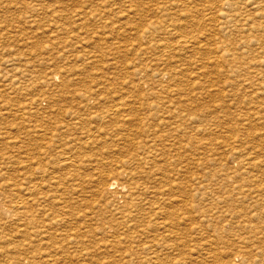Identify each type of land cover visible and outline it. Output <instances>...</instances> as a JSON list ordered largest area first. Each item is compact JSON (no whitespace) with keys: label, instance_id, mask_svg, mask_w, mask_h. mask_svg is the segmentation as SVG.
Wrapping results in <instances>:
<instances>
[{"label":"rangeland","instance_id":"1","mask_svg":"<svg viewBox=\"0 0 264 264\" xmlns=\"http://www.w3.org/2000/svg\"><path fill=\"white\" fill-rule=\"evenodd\" d=\"M114 1L0 0V264H264V0ZM132 173L143 193L125 211L103 181ZM29 187L46 195L36 238L10 211Z\"/></svg>","mask_w":264,"mask_h":264},{"label":"bare ground","instance_id":"2","mask_svg":"<svg viewBox=\"0 0 264 264\" xmlns=\"http://www.w3.org/2000/svg\"><path fill=\"white\" fill-rule=\"evenodd\" d=\"M113 1H114V0H113ZM170 1H172V0H170ZM173 1H174V0H173ZM234 1H235V0H234ZM234 1H232V2L234 3ZM238 1H239V0H238ZM241 1H244V0H241ZM247 1H248V0H247ZM250 1H251V0H250ZM250 1H249V3H250ZM114 2H116V1H114ZM178 2H180V1H178ZM185 2H186V1H185ZM218 2H219V1H218ZM218 2H217V3H218ZM226 2H228V1H226ZM229 2H231V1L229 0ZM256 2H257V1H256ZM259 2H261V1H259ZM262 2H263V1H262ZM166 3H167V2H166ZM166 3H165V4H166ZM168 3H169V2H168ZM175 3H177V2H175ZM243 3H245V2H243ZM257 3H258V2H257ZM263 3H264V2H263ZM163 4H164V3H163ZM165 4H164V5H165ZM177 4H178V3H177ZM220 4H222V3H220ZM230 4H231V3H230ZM246 4H247V3H246ZM253 4H254V3L252 2V6H253ZM164 5H163V10H164V8H166ZM214 5H216V4H214ZM232 5H233V4H232ZM234 5H235V7H238L236 4H234ZM234 5H233V6H234ZM240 5H241V3H240ZM242 5H243V4H242ZM259 5H260V4H259ZM261 5H262V3H261ZM168 6H169V5H168ZM168 6H167V8H170V7H168ZM176 6H177V5H176ZM178 6H182V5L179 4ZM184 6H185V8H186V5H184ZM208 6H209V5H208ZM208 6H206V7H204V8L206 9ZM220 6H222V5H220ZM252 6H251V7H252ZM257 6H258V5H257ZM172 7H174V6H172ZM209 7H212V6H209ZM209 7H208V8H209ZM225 7H226V5H225ZM228 7H229V6H228ZM230 7H231V5H230ZM235 7H234V9H235ZM242 7L244 8V5H243ZM242 7L240 6L239 8H242ZM258 7H259V6H258ZM260 7H261V6H260ZM262 7H263V6H262ZM262 7H261V8H262ZM174 8H175V7H174ZM180 8H182V7H180ZM187 8H188V7H187ZM204 8H203V9H204ZM219 8H220V7H219ZM239 8H238V9H239ZM243 8H242V9H243ZM255 8H257V7H255ZM263 8H264V7H263ZM183 9H184V8H183ZM201 9H202V8H201ZM214 9H216V7H214ZM231 9H232V7H231ZM236 9H237V8H236ZM238 9H237V10H238ZM242 9H241V10H242ZM251 9H252V8H251ZM171 10H172V9H171ZM171 10H170V11H171ZM180 10H181V9H180ZM186 10H187V9H186ZM191 10H192V9H191ZM193 10H195V9H193ZM199 10H200V9H199ZM217 10H219V9L217 8ZM223 10H224V9H223ZM249 10H250V9H249ZM254 10H257V9H254ZM263 10H264V9H263ZM178 11H179V9H178ZM181 11H182V10H181ZM184 11H185V10H184ZM184 11H182V12H184ZM188 11H189V9H188ZM202 11H203V10H202ZM207 11H208V9H207ZM211 11H212V10H211ZM220 11H222V10H220ZM226 11H227V10H226ZM231 11H232V10H231ZM235 11H236V10H235ZM246 11H247V10H246ZM250 11H251V10H250ZM252 11H253V9H252ZM258 11H259V10H258ZM261 11H262V10H261ZM168 12H169V10L167 11V13H168ZM182 12H181V13H182ZM194 12H195V11H192L191 13H194ZM199 12H201V10H200ZM208 12H209V11H208ZM217 12H219V11H217ZM229 12H230V11H229ZM233 12H234V11H233ZM233 12H232V13H233ZM239 12H240V11H239ZM242 12H244V11H242ZM253 12H254V11H253ZM256 12H257V11H256ZM263 12H264V11H262L261 13H263ZM177 13H178V15H180L179 12H177ZM196 13H198V11H197ZM201 13H202V12H201ZM201 13H200V14H201ZM211 13H214V10H213ZM220 13H221V12H220ZM235 13H236V12L233 13L234 16H235ZM261 13H260V14H261ZM189 14H190V12H189ZM198 14H199V13H198ZM198 14H197V15H198ZM202 14H204V13H202ZM202 14H201V15H202ZM225 14H226V13H225ZM237 14H239V13H237ZM237 14H236V15H237ZM242 14H243V13H242ZM254 14H255V13H254ZM257 14H258V13H257ZM184 15H186V13H185ZM193 15H194V14H193ZM195 15H196V14H195ZM214 15H215V13H214ZM229 15H231V13H229ZM239 15H240V14H239ZM252 15H253V14H252ZM182 16H183V15H182ZM182 16H181V17H182ZM190 16H191V14H190ZM190 16H189V17H190ZM198 16H199V15H198ZM211 16H212V15H211ZM211 16L209 15V18L212 19ZM243 16H245V14H243ZM256 16H257V15H256ZM262 16H263V15H262ZM189 17H188V18H189ZM194 17H195V16H194ZM194 17H193V18H194ZM196 17H197V16H196ZM206 17H207V16H206ZM216 17H217V16H216ZM228 17H230V16H228ZM240 17H241V16H240ZM249 17H250V16H249ZM252 17H253V16H252ZM184 18H185V16H184ZM201 18H202V17H201ZM201 18L199 17V19H201ZM214 18H215V17H214ZM223 18H224V17H223ZM246 18H247V17H246ZM260 18H261V16H260L258 19L260 20ZM262 18H264V16H263ZM199 19H198V20H199ZM204 19H205V18H204ZM204 19H203V22H204ZM230 19H231V18H230ZM232 19H233V21H234L235 18H232ZM232 19H231L230 21H232ZM247 19H248V18H247ZM253 19H256V18H253ZM253 19H252V20H253ZM169 20H170V19H169ZM208 20H210V19H208ZM224 20H225V18L223 19V21H224ZM237 20H238V19H237ZM237 20H236V21H237ZM239 20H241V19H239ZM196 21H197V20H196ZM205 21H206V20H205ZM220 21H221V20H220ZM249 21H250V19H249ZM190 22H191V21H190ZM203 22H202V23H203ZM212 22H213V21H212ZM244 22H245V21H244ZM246 22H247V21H246ZM164 23H165V22H164ZM168 23H169V22H168ZM186 23H187V22H186ZM213 23H214V22H213ZM213 23H212V24H213ZM230 23H231V22H230ZM233 23H235V22H233ZM242 23H243V22H242ZM242 23H241V24H242ZM249 23H250V22H248V24H247V23H244V26H245V24H246V25H249ZM183 24H184V23H183ZM187 24H188V23H187ZM189 24L191 25V23H189ZM196 24H197V22H196ZM220 24H221V23H220ZM223 24H224V23H223ZM223 24H222V25H223ZM236 24H237V22H236ZM239 24H240V23H239ZM241 24H240V25H241ZM166 25H167V23H166ZM166 25H165V26H166ZM171 25H172V24H171ZM173 25H176V24H173ZM184 25L186 26V24H184ZM200 25H201V24H200ZM202 25H203V24H202ZM208 25H210V22H209ZM214 25H215V24H214ZM225 25H226V24H225ZM231 25H232V24H231ZM233 25H234V24H233ZM180 26H181V25H179V27H180ZM206 26H207V25H206ZM211 26H212V25H211ZM211 26H210V27H211ZM229 26H230V25H228L227 27L230 29ZM234 26H235V25H234ZM162 27H164V26H162ZM167 27H168V26H167ZM182 27L184 28V26H182ZM188 27H189V26H188ZM194 27H196V26H194ZM200 27H201V26H200ZM202 27H203V26H202ZM218 27H219V26H218ZM220 27H221V26H220ZM222 27H223V26H222ZM225 27H226V26H225ZM237 27H238V25H237ZM241 27H242V26H241ZM250 27H251V26H250ZM176 28H177V27H176ZM186 28H187V27H186ZM190 28H191V27H190ZM204 28H205V27H204ZM204 28H203V29H204ZM211 28H213V26H212ZM214 28H215V27H214ZM223 28H224V27H223ZM228 28H227V29H228ZM234 28H235V27H234ZM242 28H243V27H242ZM251 28H253V27H251ZM263 28H264V27H263ZM163 29H164V28H163ZM184 29H185V28H184ZM208 29H209V28H208ZM227 29H226V30H227ZM231 29H232V30H235V29H233V28H231ZM238 29L240 30V28H238ZM243 29H244V28H243ZM255 29H256V28H255ZM170 30L173 31L174 29L172 28V29H170ZM185 30H187V29H185ZM188 30H190V29H188ZM191 30H192V29H191ZM193 30H194V29H193ZM200 30H201V29H200ZM206 30H207V29H206ZM211 30H212V29H211ZM217 30H218V28H217ZM221 30H222V29H221ZM221 30H220V31H221ZM253 30H254V29H253ZM256 30H258V29H256ZM260 30H261V29H259V31H260ZM172 31H171V33H172ZM181 31H182V29H181ZM198 31H199V30H198ZM201 31H202V30H201ZM203 31H204V30H203ZM203 31H202V32H203ZM224 31H225V30H224ZM229 31H230V30H229ZM235 31H237V29H236ZM235 31H234V33H235ZM240 31H241V30H240ZM243 31H244V30H243ZM246 31H247V30H246ZM189 32H190V34H191V31H189ZM211 32H212V31H211ZM237 32H238V31H237ZM241 32H242V31H241ZM254 32H255V31H254ZM205 33H206V32H205ZM205 33H204V34H205ZM207 33H208V32H207ZM207 33H206V34H207ZM243 33H244V32H243ZM249 33H250V32H249ZM249 33H248V34H249ZM260 33H261V32H260ZM263 33H264V31H263ZM167 34H168V33H167ZM169 34H170V33H169ZM182 34H183V33H182ZM185 34H186V33H185ZM185 34H184V35H185ZM187 34H188V32H187ZM187 34H186V35H187ZM194 34H195V33L193 32V35H194ZM199 34H200V33H199ZM199 34H198V36H199ZM202 34H203V33H202ZM206 34H205V35H206ZM212 34H213V33H212ZM235 34H236V33H235ZM235 34H234V35H235ZM191 35H192V34H191ZM196 35H197V34H196ZM238 35L243 36V34H241V33H239V34L237 33V36H238ZM189 36H190V35H189ZM212 36H214V35H212ZM175 37H177V36H175ZM185 37H187V36H185ZM199 37H200V36H199ZM204 37H205V36H204ZM195 38H196V37H195ZM210 38H212V37H210ZM177 39H178V38H177ZM180 39H182V38H180ZM188 39H189V38H188ZM188 39H184V40L182 39V40H180V41L177 40V41H178L177 43H178L179 45H182V46H180V47L185 48V49H186V48L189 49V48L194 47V45H195V43L193 42L194 40L192 39L193 41H192V40L190 41V40H188ZM190 39H191V37H190ZM204 39H205V38H204ZM206 39H207V38H206ZM214 39H215V38H214ZM202 40H203V39H202ZM208 40H209V38H208ZM212 40H213V39H212ZM174 41H175V40H174ZM206 41H207V40H205V43H206ZM210 41H211V40H210ZM171 42H172V40H171ZM175 42H176V41H175ZM197 42H198V40H197ZM211 42H213V41H211ZM214 42H216V41H214ZM214 42H213V43H214ZM156 43H157V42H156ZM156 43L154 42V44H156ZM160 43H162V42H160ZM165 43H166V42H165ZM165 43H164V44H165ZM177 43H176V44H177ZM199 43H200V42H199ZM158 44H159V43H158ZM158 44H157V45H158ZM167 44H168V43H166V45H167ZM209 44H210V42H209ZM151 45H152V43H151ZM157 45H156V46H157ZM162 45H163V44H162ZM168 45H169V47L171 46L170 44H168ZM172 45H173V44H172ZM197 45H198V43H197ZM199 45H200V44H199ZM201 45H202V44H201ZM207 45H208V44H207ZM218 45H219V42H218ZM221 45H222V44H221ZM146 46H147V45H146ZM146 46H145V48H148V47H146ZM164 46H165V45H164ZM173 46H174V45H173ZM175 46H176V45H175ZM175 46H174V47H175ZM195 46H196V45H195ZM204 46H205V45H204ZM204 46H203V47H204ZM208 46H209V45H208ZM215 46H216V45H215ZM215 46H213V47H215ZM158 47H159V46H158ZM171 47H172V46H171ZM174 47H173V48H174ZM198 47H199V46H198ZM201 47H202V46H201ZM210 47H212V46H209V48H210ZM218 47H219V46H218ZM221 47H222V46H221ZM226 47H227V46H226ZM226 47H225V48H226ZM145 48H144V49H145ZM160 48H161V46H160ZM204 48H205V47H204ZM204 48H203V49H204ZM215 48H216V47H215ZM151 49H152V48H151ZM153 49H156V50H157V48H155V47H154ZM169 49H170V48H169ZM188 49H187V50H188ZM194 49H195V48H194ZM203 49H202V50H203ZM218 49H219V48H218ZM146 50H147V49H146ZM158 50H160V49L158 48ZM165 50H166V49H165ZM180 50H181V48H180ZM199 50H200V49H199ZM205 50H206V48H205ZM208 50H210V49H208ZM208 50H206V51H208ZM223 50H225V49H221V51H223ZM163 51H164V50H163ZM171 51H172V50H171ZM176 51H177V50L175 49V52H176ZM189 51H190V50H189ZM189 51H188V52H189ZM191 51H193V49H192ZM191 51H190V52H191ZM196 51H197V50H196ZM211 51H212V50H211ZM211 51L209 52L210 54H211ZM213 51H214V50H213ZM213 51H212V54H213ZM226 51H227V48H226ZM173 52H174V51H173ZM201 52H204V50L201 51ZM227 52H228V51H227ZM227 52H225V53H227ZM262 52H263V51H262ZM262 52H261V53H262ZM164 53H165V52H164ZM197 53H198V51H197ZM209 53H207V55H210ZM223 53H224V52H223ZM141 54H142V53H141ZM168 54H169V53H168ZM171 54H172V53H171ZM184 54H186V53H184ZM188 54H189V53H188ZM203 54H204V53H203ZM205 54H206V53H205ZM216 54H217V53H216ZM156 55H157V54H156ZM160 55H161V54H160ZM166 55H167V54H166ZM174 55H175V54H174ZM186 55H187V54H186ZM186 55H185V57H186ZM190 55H191V53H190ZM190 55H189V56H190ZM194 55H195V57H196V53H195ZM214 55H215V54H213L212 56H214ZM217 55H218V54H217ZM262 55H263V54H262ZM158 56H159V54H158ZM175 56H176V55H175ZM197 56H199V55H197ZM215 56H216V55H215ZM164 57H165V56H164ZM168 57H169V56H168ZM172 57H173V56H172ZM172 57H171V58H172ZM178 57H179V56H178ZM190 57H191V56H190ZM190 57H188V59H190ZM192 57H193V56H192ZM192 57H191V58H192ZM200 57L202 58V55H201ZM200 57H199V58H200ZM210 57H211V56H210ZM216 57H217V56H216ZM224 57H225V56H224ZM161 58H162V56H161ZM165 58H167V57H165ZM181 58H182V56H181ZM197 58H198V57H197ZM203 58H204V56H203ZM203 58H202V59H203ZM150 59H151V58H150ZM169 59H170V58H169ZM173 59H174V58H173ZM182 59H183V58H182ZM192 59H193V58H192ZM202 59H200V62H201ZM205 59H206V58H205ZM207 59H209V58H207ZM165 60H166V59H165ZM167 60H168V59H167ZM174 60H175V59H174ZM177 60H179V59L177 58ZM177 60H176V61H177ZM180 60H181V59H180ZM180 60L178 61L179 63H180ZM193 60H195V59H193ZM197 60H198V59H197ZM197 60H196V61H197ZM214 60H215V59H214ZM214 60H213V61H214ZM225 60H226V59H224V61H223V59H222V62H226ZM160 61H161V60H160ZM160 61H159V64H158V65H160ZM162 61H163V60H162ZM170 61H171V63H172L173 60L171 59ZM176 61H175V62H176ZM181 61H182V62H185V60H181ZM186 61H189V63L191 62L190 60H186ZM196 61H195V62H196ZM152 62H154V61H152ZM157 62H158V61H157ZM173 62H174V61H173ZM178 62H177V63H178ZM193 62H194V61H193ZM198 62H199V61H198ZM206 62H207V61H206ZM206 62H205V63H206ZM216 62H217V61H216ZM234 62H235V61H234ZM234 62L232 61V63H234ZM155 63H156V62H155ZM161 63H162V62H161ZM164 63H165V62H164ZM164 63H163V64H164ZM169 63H170V62H169ZM169 63H167V65H168ZM179 63H178V65H179ZM185 63H186V62H185ZM187 63H188V62H187ZM202 63H203V62H202ZM202 63H201V64H202ZM210 63H212V61H210ZM210 63H209V65L211 66V69H212L213 66H212ZM226 63H228V62H226ZM226 63H225V64H226ZM235 63H237V62H235ZM149 64H150V63H149ZM172 64H173V63H172ZM181 64H183V63H181ZM197 64H198V63H197ZM199 64H200V63H199ZM207 64H208V63H207ZM220 64H222V63H220ZM223 64H224V63H223ZM223 64H222V65H223ZM175 65H176V64H175ZM191 65H192V64H191ZM203 65H205V64H203ZM203 65H202V66H203ZM209 65H208V66H209ZM229 65H230V64H228V66H229ZM260 65H261V62H260ZM145 66H146V65H145ZM161 66H162V64H161ZM164 66H165V65H164ZM170 66H171V65H170ZM185 66L188 67L187 65H185ZM192 66H193V65H192ZM205 66H206V65H205ZM216 66H218V62H217V64H216ZM263 66H264V65H263ZM263 66H262V67H263ZM148 67H149V66L147 65L146 69H148ZM166 67H167V69H168V66H166ZM176 67H177V66H176ZM182 67H184V66H182ZM194 67H196V66H194ZM194 67H193V68H194ZM199 67H200V66H199ZM203 67H204V66H203ZM224 67H225V66H224ZM247 67H248V66H247ZM253 67H254V66H253ZM253 67L250 66V68H253ZM257 67H258V66H257ZM150 68H151V67H150ZM179 68H180V65H179ZM189 68H191L190 65H189ZM208 68H210V67H208ZM214 68H215V67H214ZM260 68H261V67H260ZM263 68H264V67H263ZM143 69H144V68H143ZM143 69H142V70H143ZM172 69H173V68H172ZM175 69H176V68H175ZM187 69H188V68H187ZM196 69H197V68H196ZM199 69H200V68H199ZM199 69H198V70H199ZM204 69H205V68H204ZM204 69H203V70H204ZM164 70H165V69H164ZM170 70H171V68H170ZM177 70H178V68H177ZM177 70H175V71H177ZM183 70H185V69H183ZM208 70H209V69H208ZM215 70H216V69H215ZM162 71H163V70H162ZM173 71H174V70H173ZM190 71H191V69H190ZM213 71H214V70H213ZM213 71H212V72H213ZM243 71H245V70H243ZM141 72H142V71H141ZM163 72H165V71H163ZM183 72L185 73V71H183ZM187 72H188V70H187ZM193 72H198V71H193ZM193 72H192V73H193ZM204 72H205V71H204ZM204 72H203V73H204ZM145 73H146V72H145ZM161 73H162V72H161ZM161 73H160V74H161ZM165 73H166V72H165ZM165 73H162V74L165 75ZM170 73H171V72H170ZM181 73H182V72H181ZM189 73H190V72H189ZM192 73H191V74H192ZM203 73H202V74H203ZM205 73L208 74L207 72H205ZM210 73H211V71H210ZM214 73H216V72H214ZM157 74H158V73H156V75H157ZM160 74H159V76H161ZM171 74H172V73H171ZM182 74H183V73H182ZM182 74H181V75H182ZM185 74H186V73H185ZM191 74H190V75H191ZM194 74L196 75V73H194ZM198 74H199V73H198ZM202 74H201V75H202ZM218 74H219V73H218ZM259 74H260V73H259ZM164 75H163V76H164ZM169 75H170V74H169ZM174 75H175V74H174ZM174 75H173V76H174ZM181 75H179V77H180ZM195 75H194V76H195ZM199 75H200V74H199ZM199 75H198V76H199ZM261 75H262V74H261ZM167 76H168V75H167ZM171 76H172V75H171ZM171 76H170V79H171ZM173 76H172V77H173ZM176 76H177V75H176ZM176 76H174V77H176ZM192 76H193V75H192ZM165 77H166V76H165ZM257 77H258V76H257ZM203 78H204V77H203ZM196 79H197V78H196ZM159 80H160V79H159ZM186 80H187V79H186ZM169 81H170V80H169ZM180 81L183 82L182 78H181ZM184 82H185V80H184ZM191 82H192V81H191ZM191 82L189 83L190 85H191ZM192 83H193V82H192ZM195 83H196V81H195ZM251 83H252V82H251ZM251 83H250V84H251ZM196 84H197V83H196ZM199 84H200V82H199ZM201 84H202V83H201ZM250 84H248V85H250ZM252 84H254V83H252ZM252 84H251V85H252ZM257 84H259V83H257ZM186 85L188 86L187 83H186ZM192 85H193V84H192ZM202 85H203V84H202ZM251 85H250V86H246V87L249 88V87H251ZM195 86H196V85H195ZM197 86H198V85H197ZM209 86H210V85H209ZM252 86H253V85H252ZM189 87H190V86H189ZM193 87H194V86H193ZM201 87H202V86H201ZM207 87H208V86H207ZM199 88H200V86H199ZM254 88H255V87H254ZM258 88H259V87H258ZM182 89H183V88H182ZM263 89H264V87H263ZM184 90H185V89H184ZM258 90L260 91V89H258ZM261 90H262V89H261ZM177 91H178V90H177ZM186 91H187V90H186ZM181 92H182V91H181ZM260 92L263 93L264 90H263V92H262V91H260ZM180 94H181V93H180ZM263 94H264V93H263ZM125 97H126V96H125ZM125 97H124V98H125ZM130 97H131V96H130ZM130 97H129V98H130ZM124 98H123V99H124ZM131 98H132V97H131ZM121 99H122V98H121ZM127 99H128V98H127ZM127 99H126V100H127ZM128 100H129V99H128ZM130 100H131V99H130ZM118 101H120V100H118ZM118 101H117V102H118ZM180 101H182V100H180ZM124 103H125V102H124ZM174 103H175V102H174ZM178 103H179V102H178ZM180 103L182 104V102H180ZM180 103H179V104H180ZM121 104H122V102H121ZM126 104H127V102H126ZM179 104H178V105H179ZM127 105H128V104H127ZM127 105H126V106H127ZM148 105H149V104H148ZM148 105H147V106H148ZM114 106H115V105H114ZM116 106H117V105H116ZM173 106L175 107V106H177V104H176V105H173ZM118 107H119V106H118ZM123 107H124V106H123ZM123 107H122V108H123ZM127 107H128V106H127ZM130 107H131V106H130ZM174 107H173V108H174ZM178 107H179V106H177V108H178ZM128 108H129V107H128ZM145 108H146V107H145ZM147 108H148V107H147ZM106 109H107V108H106ZM124 109H125V108H124ZM149 109H150V107H149ZM168 109H170V108H168ZM103 110H104V109H103ZM111 110H112V109H111ZM111 110H110V111H111ZM122 110H123V109H121V112H122ZM125 110H126V109H125ZM125 110H124V111H125ZM141 110H142V109H141ZM170 110H172V109H170ZM170 110H168V111L171 112ZM173 110H174V109H173ZM176 110H177V109H176ZM117 111H118V110H117ZM127 111H128V110H127ZM131 111H132V110H131ZM144 111H145V110H144ZM102 112H103V111H102ZM119 112H120V111H119ZM129 112H130V111H129ZM129 112H128V113H129ZM174 112H175V111H174ZM108 113H109V112H108ZM112 113H113V111H112ZM114 113H116V112L114 111ZM117 113H118V112H117ZM109 114H110V113H109ZM123 114H124V115L126 114L125 116H128L127 113H124V112H123ZM168 114H169V117H168V118L171 119L172 116H170V113H168ZM179 114H180V113H179ZM107 115H108V114H107ZM116 115H118V114H116ZM176 115H177V112H176ZM103 116H104V115H103ZM112 116H113V115H112ZM120 116H121V115H120ZM177 116H178V115H177ZM109 117H111V116H109ZM179 117H180V115H179ZM179 117H178V118H179ZM101 118H102V117H101ZM112 118H114V116H113ZM116 118H117V117H115V119H116ZM120 118H121V117H120ZM106 119H107V118H106ZM118 119H119V117H118ZM180 119H181V118H180ZM120 120H121V119H120ZM181 120H183V118H182ZM121 122H122V121H121ZM180 122H181V121H180ZM123 123H124V122H123ZM121 125H122V124H120V126H121ZM122 126H123V125H122ZM59 127H60V126H59ZM126 130H127V129H126ZM122 131H123V130H122ZM128 141H129V140H128ZM130 143H131V142H130ZM240 150H241V149H240ZM144 151H145V150H144ZM242 151H243V150H242ZM253 151H254V150H253ZM236 152L240 153L238 150L235 151V153H236ZM241 153H243V152H241ZM246 153H247V152H245L244 154H246ZM250 153H251V152H250ZM250 153H249V154H250ZM147 154H148V152H147ZM233 154H234V150H233ZM234 155H236V154H234ZM246 155H247V154H246ZM246 155H245V156H246ZM245 156H244V157H245ZM248 156H249V155H248ZM151 157H152V156H150V158H151ZM244 157H243V158H244ZM249 157H250V156H249ZM249 157H247V158L249 159ZM251 157H252V156H251ZM154 158H155V157H154ZM238 158H239V156H238ZM252 158H253V157H252ZM245 159H246V158H245ZM140 160H141V159H140ZM242 160H243V159H242ZM242 160H241V161H242ZM251 160H252V159H251ZM136 161H137V160H136ZM136 161H135V162H136ZM138 161H139V160H138ZM246 161H247V159H246ZM36 162H37V161H36ZM138 163H139V162H138ZM140 163H141V162H140ZM144 163H145V162H144ZM241 163H242V162H241ZM243 163H244V162H243ZM243 163H242V164H243ZM247 163H248V162H247ZM37 164H38V162H37ZM242 164H241V165H242ZM245 164H246V163H245ZM249 164H251V163H249ZM259 164H260V163H259ZM137 165H138V164H137ZM37 166H38V165H37ZM139 167H140V169H141V166H139ZM246 167H247V165L245 166V169L247 170ZM249 167H250V166H249ZM29 168H30V166H29ZM36 168H38V167H36ZM133 168H134V167H133ZM143 168H144V167H143ZM241 168L243 169V167H241ZM251 168H252V167H251ZM31 169H32V167H31ZM31 169H30V170H31ZM138 169H139V168H138ZM30 170H29V172H31L33 169H32L31 171H30ZM40 170H41V169H40ZM40 170H39V168H38V171H40ZM141 170H143V169H141ZM141 170H140V171H141ZM42 172H43V171H41V174H42ZM141 172H142V171H141ZM141 172H139V173H141ZM143 172H144V171H143ZM145 172H146V171H145ZM242 172H243V171H242ZM38 173H40V172H38ZM246 173H247V171H246ZM29 174H30V173H29ZM41 174H40V175H41ZM145 174H147V172H146ZM148 174H149V173H148ZM30 175H31V174H30ZM32 175H33V173H32ZM34 175H35V174H34ZM36 175H37V174H36ZM40 175H39V176H40ZM236 175H237V174H235V178H236ZM240 175H242V174H240ZM243 175H244V174H243ZM44 176H45V174H44ZM147 176H148V175H147ZM237 176H238V175H237ZM244 176H245V175H244ZM33 177H34V176H32L31 178H33ZM35 177H36V176H35ZM37 177H38V176H37ZM128 177H129V175H128ZM134 177H135V176H134V173H132L131 176H130L129 179H128V180L130 181V182L128 181V183H130V185H128V186H127V185H124V186H127V189H126V190H124V186L121 185L122 183H121L120 185L118 184V187H116V186H117V182H115V180L113 181V180H112L113 178H112V179H109V181H107V179H106V180L104 179V181H103V190H104V191H106V192H110V190H111V193H113V194H116V195H117V194H118V195H122V194H123V198L131 197V198H129V199L127 200V202H126V203H127V206L125 207L126 209H125L124 207H123L124 209L122 208V209L125 210V211H126L127 209L132 208V207L135 206V205H133V204L131 203V201H132V199H133L132 196H133L135 193L138 194L140 191H141V194L143 193V192H142V189H140L139 186H136V184L134 185V181H133ZM232 177H233V176H232ZM39 178H40V177H39ZM39 178H38V179H39ZM253 178H254V177H253ZM35 179H36V178H35ZM236 179H237V178H236ZM248 179H249V178H248ZM41 180H42V179H41ZM246 180H247V178H246ZM246 180H245L244 182H247ZM27 181H28V180H27ZM125 181H127V180H125ZM248 181H249V180H248ZM251 181H252V180H251ZM25 182H26V181H25ZM29 182H30V181H29ZM40 182H42V181H40ZM242 182H243V181H242ZM37 183H38V182H37ZM37 183H35V184H37ZM119 183H120V182H119ZM136 183H137V182H136ZM25 184H27L26 186L30 185V184H28V183H25ZM25 184H23V185H25ZM31 184H33V182H32ZM242 184H243V183H242ZM244 184H246V183H244ZM244 184H243V185H244ZM39 185H41V184L39 183ZM39 185H38V186H39ZM138 185H139V184H138ZM248 185H250V184H248ZM31 186H33V185H31ZM140 187H141V185H140ZM147 187H148V186H147ZM239 187L241 188L240 185H239ZM249 187H250V186H249ZM23 188H25V187H23ZM26 188H27V187H26ZM29 188H30V187H29ZM57 188H58V187H56V190H55V191H56V193L58 192V194H60L61 190L58 188V191H57ZM141 188H142V187H141ZM149 188H151V187H148V189H149ZM245 188H246V187H245ZM35 189H36V188H32V187H31L30 189H25V190H24V191H26V192L28 193L27 196H28L29 198L31 197V198H30V199H31V200H30L31 202H29V199H27V197H26V198H23V196H22V197H20V201H19V202L13 204V205L10 207V211H16V212H17V211L19 210L18 208H19L20 206H22V207H21V208H22V212L19 213V214H21L20 216H21V217H22V216L25 217V219H24L25 221H28V220H29V222H27V223L32 224V226L35 225V227H33V229L37 227V228L35 229V232L33 231V232L35 233V234H34V236H35L34 238L39 237V236L41 237V236H43V235H47V234H45V233H47L46 229H45V230L42 229V228H44V226H43V225L40 226L39 219H38V220L36 219L37 216L40 215V214H38V215L36 216V218L33 217V216H35L34 214H35L36 212H34V214H32V208L34 207V205L37 206L36 203L33 205V207L31 206L32 203H34L35 199H36V202H37V199H39V198H38L39 195L41 196L40 199H43L44 196H46L44 193H42V190H41V192H40V190H36V191H35ZM42 189H43V188H42ZM249 189H250V188H249ZM249 189H247V191H249ZM45 190H46V189H45ZM113 190H114V191H113ZM149 190H150V189H149ZM233 190H234V189H233ZM250 190H251V189H250ZM55 191H54V192H55ZM112 191H113V192H112ZM143 191L145 192L146 190H143ZM236 191H238V190H236ZM245 191H246V190H245ZM247 191H246L245 194H247ZM32 192H33V193H32ZM43 192H44V191H43ZM123 192H124V193H123ZM146 192H147V191H146ZM146 192H145V193H146ZM149 192H150V191H149ZM154 192H155V191H154ZM195 192H196V191H195ZM31 193H32V194H31ZM45 193H46V191H45ZM103 193H104V192H103ZM111 193H109V194H111ZM155 193H156V192H155ZM155 193H154V194H155ZM235 193H237V192H235ZM240 193H241V192H240ZM248 193H250V192H248ZM251 193H252V192H251ZM150 194H151V193H150ZM154 194H152V195H154ZM158 194H159V193H158ZM243 194H244V193H243ZM22 195H24V194H22ZM63 195H64V192H63ZM105 195H106V194H105ZM156 195H157V194H156ZM240 195H241V194H240ZM252 195H253V194H252ZM113 196H114V195H113ZM136 196H137V195H136ZM138 196L140 197V195H138ZM154 196H155V195H154ZM199 196H200V195H199ZM243 196H245V195H243ZM15 197H17V195H15ZM32 197L35 198V199H33ZM134 197H135V196H134ZM142 197H143V195H142ZM145 197H146V196H145ZM145 197H144V198H145ZM151 197H153V196H150V198H151ZM156 197H157V196H156ZM12 198H13V197H12ZM21 198H23V199H21ZM48 198H50V196H49ZM61 198H62V196H61ZM135 198H137V201H139L138 197H135ZM135 198H134V199H135ZM231 198H232V197H231ZM62 199H63V198H62ZM113 199H114V197H113ZM120 199H121V197H120ZM134 199H133V200H134ZM141 199H142V198H141ZM10 200H11V199H10ZM13 200H14V199H13ZM15 200H16V198H15ZM114 200H115V199H114ZM125 200H126V199H125ZM154 200H155V199H154ZM156 200H157V199H156ZM40 201H41V200H40ZM45 201H46V200H45ZM123 201H124V200H123ZM123 201H122V202H123ZM135 201H136V200H135ZM8 202H10V201H8ZM14 202H15V201H14ZM41 202H42V201H41ZM41 202H40V203H41ZM132 202H133V201H132ZM149 202H150V201H149ZM37 203H38V202H37ZM138 203H139V202H138ZM4 204H5V203H4ZM149 204H151V203H149ZM149 204H148V205H149ZM153 204H154V203H153ZM38 205H40V204H38ZM120 205H121V204H120ZM131 205H132V207H131ZM2 206H3V205H2ZM42 206H44V204H43ZM117 206H118V205H117ZM150 206H151V205H150ZM150 206H149V207H150ZM152 206H153V205H152ZM119 207L121 208V206H119ZM7 208H8V207H7ZM43 208H44V207H43ZM115 208H116V207H115ZM115 208H113V209H115ZM215 208H216V207H215ZM23 209H24V212H23ZM34 209H35V208H34ZM38 209H39V208L37 207V210H38ZM132 209H133V208H132ZM132 209H131V210H132ZM135 209H136V206H135ZM141 209H143V208H141ZM144 209H145V208H144ZM147 209H148V208H147ZM149 209L152 210L151 208H149ZM155 209H156V208H155ZM0 210H1V209H0ZM115 210H116V209H115ZM118 210H119V209H118ZM118 210H116V211H118ZM120 210H121V209H120ZM120 210H119V212H122V210H121V211H120ZM133 210H134V209H133ZM153 210H154V209H153ZM3 211H4V210H3ZM33 211H34V210H33ZM41 211H42V210H41ZM125 211H124V212H125ZM141 211H142V210H141ZM145 211H146V209L144 210V213L146 214ZM160 211H161V210H160ZM5 212H6V211H5ZM8 212H9V209H8ZM113 212H114V211H113ZM132 212H134V211H132ZM136 212H137V211H136ZM142 212H143V211H142ZM152 212H153V211H152ZM152 212H149V213H152ZM38 213H39V212H38ZM41 213H43V212H41ZM144 213H142V214H144ZM149 213H148V214H149ZM17 214H18V213H17ZM131 214H132V213H131ZM133 214H135V213H133ZM157 214H158V211H157ZM11 215H13V214H11ZM117 215H118V214H117ZM120 215H121V214H120ZM135 215H136V214H135ZM137 215H138V214H137ZM137 215H136V216H137ZM139 215H140V214H139ZM151 215H152V214H151ZM154 215H155V214H154ZM121 216H122V215H121ZM152 216H153V215H152ZM13 217H14V216H13ZM17 217H18V215H17ZM130 217H131V216H130ZM132 217H134V216H132ZM137 217H138V216H137ZM153 217H154V216H153ZM155 217H158V216H155ZM0 218H1V217H0ZM15 218H16V217H15ZM126 218H127V217H126ZM134 218H135V217H134ZM134 218H133V219H134ZM158 218H159V217H158ZM20 219H21V218H20ZM155 219H157V218H155ZM10 220H11V219H10ZM17 220H19V219H17ZM62 220H63V218L61 219V221H62ZM128 220H131V221H132V224L134 223L133 220H132L131 218L128 219ZM140 220H141V219H140ZM146 220H147V218H146ZM146 220H145V221H146ZM61 221H60V222H61ZM125 221H126V220H125ZM131 221H130V222H131ZM136 221H138V220H136ZM143 221H144V218H143ZM17 222H18V221H17ZM19 222H20V221H19ZM23 222H24V221H23ZM64 222H65V220H64ZM112 222H114V221H112ZM123 222H124V221H123ZM130 222H129V223H130ZM146 222H147V221H146ZM249 222H250V220H249ZM21 223H22V222H21ZM21 223H20V224H21ZM24 223H25V222H24ZM34 223H35V224H34ZM110 223H111V222H110ZM110 223H109V224H110ZM119 223H120V222H119ZM135 223H136V222H135ZM142 223H144V222H142ZM10 224H11V223H10ZM111 224H112V223H111ZM113 224H115V223H113ZM113 224H112V225H113ZM132 224H130V226H132ZM136 224H138V223H136ZM156 224H158V223H156ZM22 225H23V224H22ZM124 225H125V224H124ZM126 225H129V224H126ZM126 225H125V227L127 228V231H128V230H129V226L127 227ZM141 225H142V224H141ZM148 225H149V224H148ZM159 225H160V224H159ZM17 226H18V225H17ZM24 226H26V225L24 224ZM28 226H30V225H28ZM107 226H108V223H107ZM115 226H117V225H115ZM118 226H120V224H119ZM137 226H138V225H137ZM139 226H140V225H139ZM134 227H135V226H134ZM20 228H21V227H20ZM22 228H23V227H22ZM101 228H102V227H101ZM105 228H106V227H105ZM116 228H117V227H116ZM121 228H122V227H121ZM123 228H124V227H123ZM130 228H131V227H130ZM132 228H133V227H132ZM135 228H136V227H135ZM139 228H140V227H139ZM171 228H172V227H171ZM23 229H25V228H23ZM108 229H113V230H114V228H113V227H110V226L108 227ZM124 229H125V228H124ZM30 230H31V229H30ZM117 230L119 231L118 228H117ZM132 230H133V229H132ZM144 230H145V229H143V231H144ZM27 231H28V230H27ZM115 231H116V230H115ZM118 231H117V232H118ZM127 231H126V232H127ZM31 232H32V231H31ZM31 232H30V233H31ZM111 232H112V231H111ZM113 232H114V231H113ZM123 232H124V231H123ZM17 233H18V232H17ZM22 233H23V232H22ZM130 233H132V232H130ZM26 234H27V233H26ZM110 234H111V233H110ZM115 234H116V233H115ZM141 234H143V233L141 232ZM145 234H146V231H145ZM21 235H23V234H21ZM111 235H112V234H111ZM116 235H117V234H116ZM129 235H130V234H129ZM125 236H126V235H125ZM167 236H169V235H167ZM31 237H32V236H31ZM110 237H111V236H110ZM110 237H109V238H110ZM116 237H117V236H116ZM165 237H166V236H165ZM25 238H26V236H25ZM42 238H43V237H42ZM42 238H41V239H42ZM44 238H45V237H44ZM113 238H115V236H114ZM125 238H127V237H125ZM128 238H129V236H128ZM167 238H168V237H167ZM175 238H176V237H175ZM161 239H163V238H161ZM165 239H166V238H165ZM170 239H171V238H170ZM172 239H173V238H172ZM43 240H44V239H43ZM126 240H129V239H126ZM126 240L124 239V242H125ZM132 240H133V239H132ZM154 240H155V239H154ZM154 240H152V241L154 242ZM38 241H39V240H38ZM152 241L150 242V240H149L150 243H152ZM155 241H156V240H155ZM115 242H116V241H115ZM122 242H123V241H122ZM120 243H121V242H120ZM154 243H156V242H154ZM144 244H145V243H144ZM176 244H177V243H176ZM145 245H146V244H145ZM153 245H154V244H149V248H148V249H149V252H148V253H151V254L157 253V252L155 251V249H152V247L154 248V246H155V245L157 246V244H155L154 246H153ZM161 245H162V244H161ZM161 245H160V248H162ZM164 245H165V244H164ZM170 245H171V244H170ZM172 245H173V244H172ZM147 246H148V244H147ZM162 246H163V245H162ZM167 246H168V245H167ZM139 247H140V246H139ZM139 247H136V249L139 250V249H138ZM163 247H164V246H163ZM165 247H166V245H165ZM131 248H133V247H129L128 249L131 251V250H132ZM157 248H159V247H157ZM170 248H172V247L170 246ZM170 248H168V249H170ZM128 249H127V251H129ZM133 249H134V248H133ZM148 249H146V250L148 251ZM165 249H167V248H165ZM133 251H134V250H133ZM133 251H131V252H133ZM143 251H144V250H143ZM139 253H140V252H139ZM141 253L144 254L145 252H141ZM148 253H147V254H148ZM130 254H131V253H130ZM134 254H135V253H134ZM134 254H133V255H134ZM151 254H148V255H151ZM164 254H165V253H164ZM240 254H241V253H240ZM242 254H243V253H242ZM45 255H46V254H45ZM48 256H50V255H48ZM240 256H241V255H240ZM244 256H245V255L243 254V257H244ZM154 259L156 260V257H154ZM243 259H244V258H243ZM243 259H242V260H243ZM245 259H246V257H245ZM245 259H244V260H245ZM244 260H243V261H244ZM244 262H246V261H244ZM19 263H20V262H19ZM28 263H29V262H28ZM20 264H21V263H20ZM30 264H31V263H30ZM32 264H33V263H32ZM142 264H143V263H142ZM177 264H178V263H177Z\"/></svg>","mask_w":264,"mask_h":264}]
</instances>
